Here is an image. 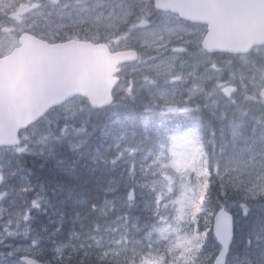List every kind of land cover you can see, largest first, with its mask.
<instances>
[{"label": "snow or ice", "instance_id": "1", "mask_svg": "<svg viewBox=\"0 0 264 264\" xmlns=\"http://www.w3.org/2000/svg\"><path fill=\"white\" fill-rule=\"evenodd\" d=\"M0 264H264V0H0Z\"/></svg>", "mask_w": 264, "mask_h": 264}]
</instances>
